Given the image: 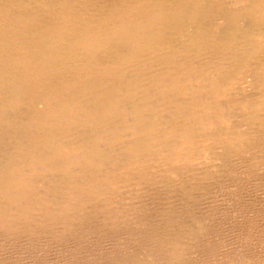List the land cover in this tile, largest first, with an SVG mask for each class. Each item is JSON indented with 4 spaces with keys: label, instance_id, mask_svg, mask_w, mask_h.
Listing matches in <instances>:
<instances>
[{
    "label": "bare ground",
    "instance_id": "obj_1",
    "mask_svg": "<svg viewBox=\"0 0 264 264\" xmlns=\"http://www.w3.org/2000/svg\"><path fill=\"white\" fill-rule=\"evenodd\" d=\"M207 153L262 169L264 0H0V264H191Z\"/></svg>",
    "mask_w": 264,
    "mask_h": 264
},
{
    "label": "rangeland",
    "instance_id": "obj_2",
    "mask_svg": "<svg viewBox=\"0 0 264 264\" xmlns=\"http://www.w3.org/2000/svg\"><path fill=\"white\" fill-rule=\"evenodd\" d=\"M222 154L213 160L209 153L204 157L206 178L199 206L204 232L203 239H187L193 257V263H190L227 264L228 260L233 258L234 261L250 262L256 259L257 264H264V244L259 239L264 227V161L260 163L263 165L258 166L259 169L262 168L259 174H250L247 166L251 160H235L227 165V154ZM229 168L240 176L238 183L228 180ZM216 169H219V172L215 173ZM213 173L215 175L212 177ZM249 223L253 224V232H249ZM106 241L107 239L99 242L95 249H109L110 243ZM10 256L15 264L26 262L19 255Z\"/></svg>",
    "mask_w": 264,
    "mask_h": 264
}]
</instances>
